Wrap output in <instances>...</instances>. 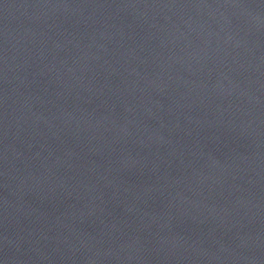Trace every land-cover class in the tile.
Listing matches in <instances>:
<instances>
[{
  "label": "water",
  "instance_id": "1",
  "mask_svg": "<svg viewBox=\"0 0 264 264\" xmlns=\"http://www.w3.org/2000/svg\"><path fill=\"white\" fill-rule=\"evenodd\" d=\"M0 264H264V0H0Z\"/></svg>",
  "mask_w": 264,
  "mask_h": 264
}]
</instances>
